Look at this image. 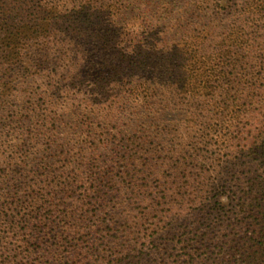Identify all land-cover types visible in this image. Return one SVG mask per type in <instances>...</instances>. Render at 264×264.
I'll use <instances>...</instances> for the list:
<instances>
[{
    "label": "rangeland",
    "instance_id": "rangeland-1",
    "mask_svg": "<svg viewBox=\"0 0 264 264\" xmlns=\"http://www.w3.org/2000/svg\"><path fill=\"white\" fill-rule=\"evenodd\" d=\"M48 1L33 0L32 11H26L25 0L15 20L24 57L16 80L0 82V155H8L7 148L18 142L21 153L46 150L50 161V139L73 146L76 129L86 132L88 124L107 133H138L144 140L139 152L153 178H159L155 189L193 175L199 178L193 184L204 204L195 206L205 209L201 216L191 215L185 198L164 211L162 219L172 222L175 235L147 241L143 264L225 263L231 254L219 246L231 201L252 177H264V10L254 22L242 23L255 32L251 41L246 30L242 35L238 29L211 32L209 25L229 18L221 19L220 13L213 14L215 20L191 17L187 31L180 15L189 0H169L172 12L166 14L156 0H97L88 19L74 13L73 0H50V25L36 35L32 23H42L37 19L46 16ZM146 5V15L136 16ZM150 30L162 39L154 44L152 61L141 68L143 54L152 46L146 40ZM180 33L186 35L183 43ZM161 48L172 50L162 54ZM92 108L100 111L99 117H87ZM133 145L126 150L133 152ZM107 153L96 146L87 156L95 161ZM149 217L147 222L156 221ZM197 218L209 221L213 234L207 229L206 236L184 245L194 260L188 262L180 256L184 236L178 241L177 235L184 224L197 229ZM138 237L135 251L142 246Z\"/></svg>",
    "mask_w": 264,
    "mask_h": 264
},
{
    "label": "trees",
    "instance_id": "trees-1",
    "mask_svg": "<svg viewBox=\"0 0 264 264\" xmlns=\"http://www.w3.org/2000/svg\"><path fill=\"white\" fill-rule=\"evenodd\" d=\"M24 1L0 0V82L3 85L16 80L19 71L16 68L24 57L21 30L15 21ZM32 1L28 0L26 11H32L29 4ZM94 1L97 0H73L72 9L78 17L88 16V19L96 11H93ZM169 2L156 0L154 3L158 9L165 6L159 10L166 14L172 12L173 3ZM51 5L53 9L58 8L57 1H52ZM45 6L46 16L37 19L42 23H32L36 35L40 34L39 28L43 33L45 26L50 25V0ZM262 6L264 0H189L180 18L186 21L187 30L191 17L207 15L214 19L217 16L213 14L220 13L221 19L229 18L209 25L211 32L238 29L242 35V30H246L248 39L253 41L255 32L243 29L242 23L246 26L257 20L259 12L264 10ZM148 11L146 5L136 16H145ZM118 13L122 10L118 9ZM100 15L98 19H104ZM180 34L183 43L186 35ZM146 35L152 46L143 54L141 68L152 61V55L157 54L153 51L154 44L162 39L156 37L153 30ZM171 50L161 48L160 53ZM185 84L189 86V80ZM99 115L100 111L92 108L87 117ZM86 126V132L76 129L77 140L73 146L55 144L50 139V161L45 157L46 150L21 153L18 142L9 149L6 147L10 150L8 155H0V264H143L147 241L163 239L166 234L175 235L176 227H172V222L162 219L164 211L186 198L191 204L188 208L191 215L205 213L204 208L199 210L195 206L204 204L203 193L194 185L199 178L193 175L186 174L181 182L180 178L178 181L174 178L169 183L171 187L160 183L162 188L155 189L159 178H153L154 173L139 152L144 140L138 133L133 135L121 129L107 133L105 128ZM131 143L134 145L130 153L126 147ZM96 146L108 153L93 161L87 151ZM116 165L121 168L118 170ZM243 188L231 201L227 211L231 218L221 231L223 243L219 249L231 255L225 263L216 264H264V177H252ZM169 197L174 200L168 201ZM149 216L156 221L147 222ZM197 224L194 230L184 224V230L177 235L178 241L184 236L179 241L183 244L180 256L189 258L184 259L188 262L194 260L186 253L184 245L206 236L207 229L213 232L206 219L198 220ZM138 236L143 241L135 251ZM250 241L254 243L250 245Z\"/></svg>",
    "mask_w": 264,
    "mask_h": 264
}]
</instances>
